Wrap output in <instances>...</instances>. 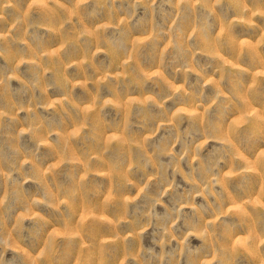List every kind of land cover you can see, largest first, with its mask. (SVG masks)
<instances>
[{
    "label": "rangeland",
    "instance_id": "374dc122",
    "mask_svg": "<svg viewBox=\"0 0 264 264\" xmlns=\"http://www.w3.org/2000/svg\"><path fill=\"white\" fill-rule=\"evenodd\" d=\"M0 264H264V0H0Z\"/></svg>",
    "mask_w": 264,
    "mask_h": 264
}]
</instances>
